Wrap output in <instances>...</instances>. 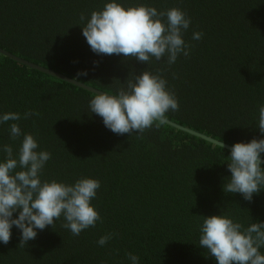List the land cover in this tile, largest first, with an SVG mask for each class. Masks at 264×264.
<instances>
[{"label": "trees", "instance_id": "16d2710c", "mask_svg": "<svg viewBox=\"0 0 264 264\" xmlns=\"http://www.w3.org/2000/svg\"><path fill=\"white\" fill-rule=\"evenodd\" d=\"M106 2L0 0V48L112 95L133 73L163 69L179 104L166 119L229 145L261 138L264 0H118L158 11L175 6L190 17L183 34L190 54L171 66L94 53L80 15L89 18ZM194 31L203 33L200 40L192 39ZM94 94L0 52V114L20 113L22 133L51 153L42 181H100L91 203L102 218L79 236L58 219L23 247L13 226L10 242H0V264H131L128 253L139 257L138 264H216L199 246L203 216L225 215L245 227L264 222V190L251 202L222 190L230 175L229 149L167 123L145 130L142 138L114 134L89 112ZM26 111L39 115L24 119ZM10 123L0 124V147L11 144L15 152L20 140L10 139ZM107 233L116 235L98 245Z\"/></svg>", "mask_w": 264, "mask_h": 264}, {"label": "clouds", "instance_id": "9594fccd", "mask_svg": "<svg viewBox=\"0 0 264 264\" xmlns=\"http://www.w3.org/2000/svg\"><path fill=\"white\" fill-rule=\"evenodd\" d=\"M82 35L90 49L97 55H122L126 60L135 59L146 65L164 61L174 64L178 56L187 57L191 45L183 39L189 29L190 17L179 7L165 8L137 4L122 6L118 0H107L100 10H93L89 18L83 13ZM202 32H193L192 39L200 40ZM166 58V59H165ZM163 69L155 74L150 71L133 73L116 94L95 93L89 100L90 113L102 119L114 134H142L153 126L165 123L167 114L179 110L175 93L167 87ZM38 116L26 111L24 119ZM18 112L0 114V124L9 125L10 139H19L14 152L11 144H4L0 151V242L8 244L12 227L20 231L18 246L34 240L37 230L53 226L63 218V228L74 236L102 221L91 201L96 198L100 181L79 177L74 183L41 180V174L51 153L38 150L39 145L30 133H22L16 121ZM261 138L235 142L228 150V181L222 184L226 194H240L251 202L254 194L264 190V104L258 109L256 126ZM22 137V139H21ZM223 149L224 145L219 143ZM13 213H17L13 216ZM199 246L213 257L216 264H264V222H252L247 227L225 215L203 216L199 225ZM115 233L99 237L104 246ZM131 264H138L139 257L128 253Z\"/></svg>", "mask_w": 264, "mask_h": 264}, {"label": "water", "instance_id": "95a60500", "mask_svg": "<svg viewBox=\"0 0 264 264\" xmlns=\"http://www.w3.org/2000/svg\"><path fill=\"white\" fill-rule=\"evenodd\" d=\"M0 52L5 54V55H7V56H9L12 60L17 61V62H19V63H21L23 65H26V66H28L30 68L37 69V70L42 71L44 73L53 75V76H55L57 78H60V79H62L64 81L74 83V84H76V85H78V86H80L82 88L88 89V90H90V91H92L94 93L102 92V91L97 90V89H95L93 87H90V86H87V85H85L83 83H80V82L76 81L75 79H72V78H69V77H67V76H65L63 74L57 73V72H55V71H53L51 69L44 68V67H42L40 65L34 64V63L26 61V60H24V59H22L20 57L14 56V55L4 51L1 48H0ZM165 123H167V124H169V125H171L173 127H176L178 129H181V130H184L186 132H189V133H191V134H193L195 136H198V137H200V138H202V139H204L206 141H209V142H211L213 144L219 145V143H222L224 145V148H227V149H230V147H231V145H229L227 143H224V142H222L220 140L214 139V138H212L210 136H207V135H205L203 133H200V132L194 131L192 129L186 128L184 126H181V125H179L177 123H174V122H172V121H170L168 119L165 120ZM262 159H264V158H262Z\"/></svg>", "mask_w": 264, "mask_h": 264}]
</instances>
